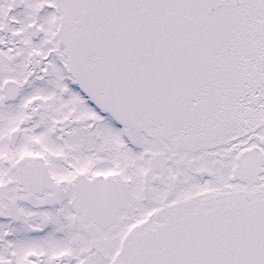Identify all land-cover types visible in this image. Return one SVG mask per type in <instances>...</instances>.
I'll return each instance as SVG.
<instances>
[{"label":"snow or ice","instance_id":"6c2138e0","mask_svg":"<svg viewBox=\"0 0 264 264\" xmlns=\"http://www.w3.org/2000/svg\"><path fill=\"white\" fill-rule=\"evenodd\" d=\"M0 264H264V0H0Z\"/></svg>","mask_w":264,"mask_h":264}]
</instances>
